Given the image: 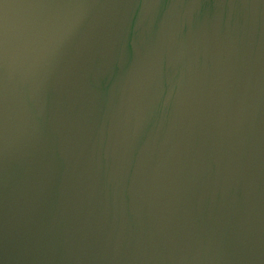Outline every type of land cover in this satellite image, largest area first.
Returning <instances> with one entry per match:
<instances>
[{"label": "water", "instance_id": "water-1", "mask_svg": "<svg viewBox=\"0 0 264 264\" xmlns=\"http://www.w3.org/2000/svg\"><path fill=\"white\" fill-rule=\"evenodd\" d=\"M0 264H264V0H0Z\"/></svg>", "mask_w": 264, "mask_h": 264}]
</instances>
